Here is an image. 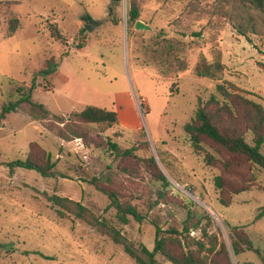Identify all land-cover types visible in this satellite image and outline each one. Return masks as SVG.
Wrapping results in <instances>:
<instances>
[{
	"label": "rangeland",
	"instance_id": "rangeland-1",
	"mask_svg": "<svg viewBox=\"0 0 264 264\" xmlns=\"http://www.w3.org/2000/svg\"><path fill=\"white\" fill-rule=\"evenodd\" d=\"M137 3L139 20L152 31L128 22L131 0H0V110L20 97L19 87L66 121L88 105L114 110L118 123L92 125L91 134L135 147L140 157L154 156L172 183L166 200L160 198V183L136 159L115 158L81 138L64 140L54 120L35 119L28 105L0 117V264H138L123 242L153 250L155 223L182 231L186 209L171 195L205 209L213 221L210 234L229 247L226 222L243 228L264 249V216L255 221L264 207V171L244 163L225 165L228 155L208 139L196 151L185 130L199 99L207 101L216 88L217 81L192 72L202 55L212 59L221 53L224 80L264 105V16L243 9L240 0ZM85 14L99 25L83 31L85 23H92L83 19ZM238 14L253 17L256 30L240 34L234 20ZM12 16L20 18L21 26L8 36ZM159 33L190 42L188 71L167 76L147 64L145 47ZM50 56L59 62L57 71L41 75ZM48 152L56 162L54 177L8 166L14 159H40ZM95 176L146 218L122 221L108 197L91 184ZM52 195L81 203L86 216L77 217L72 203H67L70 208L56 205ZM117 233L122 242L116 241ZM179 237L186 244L204 240L199 230L190 238ZM156 259L173 264L160 253ZM231 259L233 264H264L253 251L231 252Z\"/></svg>",
	"mask_w": 264,
	"mask_h": 264
},
{
	"label": "trees",
	"instance_id": "trees-1",
	"mask_svg": "<svg viewBox=\"0 0 264 264\" xmlns=\"http://www.w3.org/2000/svg\"><path fill=\"white\" fill-rule=\"evenodd\" d=\"M243 9L252 8L264 16V0H240ZM235 18V17H234ZM83 19L92 21L90 14L83 15ZM140 19V12L137 0H131V9L128 22L132 25ZM236 29L242 35L247 34L248 29L256 30V23L253 17H246L238 14L234 19ZM21 26L20 18L12 16L8 26V36L17 33ZM87 29L83 27V31ZM153 45L145 47L148 54V65L153 63L160 69L163 75L178 76L190 69L186 53V46L190 42L180 40L175 37H165L159 33L151 38ZM59 62L54 56L46 58V67L40 70V74L50 76L57 71ZM193 74L199 77L209 78L217 81L215 91L210 95L207 101L202 98L198 101V108L193 119L186 123L185 130L191 136L193 146L196 151L203 149L202 142L208 139L216 150L225 152V165H234V163H244L255 166L264 171V105L253 100L244 94L240 89L224 80V65L222 63L221 53H215L212 59L202 55L192 68ZM221 81V82H219ZM20 97L14 100L4 102L0 117L16 112L24 106H29V112L35 119L53 121L57 126V134L64 140L70 141L81 138L86 146L94 145L105 153H110L116 158L136 159L137 165L143 167L150 173L156 183H160L158 194L160 198L166 200L167 190L172 186L167 176L159 168L156 158L140 157L135 154V147H122L111 137H101L99 134H91L92 125H104L112 127L119 121V115L114 110H108L103 107L88 105L83 110L71 114L67 121L62 115L51 112L44 104L38 103L32 98V93H25L23 87L18 88ZM51 121V122H52ZM61 124H63L61 126ZM13 171L15 168H24L35 170L44 177H54L57 175L56 162L52 159L51 153H45L42 158H34L32 155L25 159L17 158L8 163ZM124 166V170H128ZM131 171V170H130ZM99 191L104 193L110 200V204L116 208L118 217L129 222L131 217L136 221L142 222L146 216L131 203H124L120 200L116 189L106 185L101 177H93L90 180ZM216 182L219 186H224L221 176H218ZM240 189L238 191H244ZM51 200L60 206L69 207V203L74 204L77 217L86 216V207L79 202L69 200L58 195H52ZM174 202L185 207L187 217L182 223V231L176 227H170L167 231L157 223L156 238L153 250L145 245L140 248L131 243L123 242L127 253H129L138 264H158L156 255L158 253L167 257L173 264H233L231 252L235 256L246 251L255 252L264 260V249L256 247L249 234L241 227L232 226L226 222L230 232L231 247L223 240H219L216 234H210V228L213 221L210 214L199 205L186 198L181 201L174 196H170ZM68 203V204H67ZM264 216V207L258 213L255 221ZM199 230L202 240L193 239L194 243H183L179 236L185 239L190 238L191 231ZM168 234V235H166ZM120 234L115 235L118 242ZM239 264H250L247 262Z\"/></svg>",
	"mask_w": 264,
	"mask_h": 264
},
{
	"label": "water",
	"instance_id": "water-1",
	"mask_svg": "<svg viewBox=\"0 0 264 264\" xmlns=\"http://www.w3.org/2000/svg\"><path fill=\"white\" fill-rule=\"evenodd\" d=\"M112 1H119V0H112ZM96 25H99V22L97 21H92V23H85L84 26L87 30H91L94 26ZM135 28L137 30H140V31H144V30H147V31H152L153 30V27L149 24H147L146 22H144L143 20H138L136 23H135Z\"/></svg>",
	"mask_w": 264,
	"mask_h": 264
}]
</instances>
